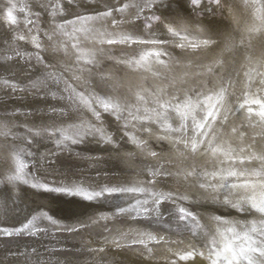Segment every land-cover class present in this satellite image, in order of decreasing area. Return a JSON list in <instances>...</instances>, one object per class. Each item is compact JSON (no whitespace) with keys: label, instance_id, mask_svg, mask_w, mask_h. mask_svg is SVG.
I'll return each instance as SVG.
<instances>
[{"label":"bare ground","instance_id":"1","mask_svg":"<svg viewBox=\"0 0 264 264\" xmlns=\"http://www.w3.org/2000/svg\"><path fill=\"white\" fill-rule=\"evenodd\" d=\"M39 1L41 0H0V201L19 200L28 206L24 221L16 228L36 217L29 229L13 233L18 235L17 238L0 235V264H210L205 243L212 236L219 240L217 230L229 227L227 224H218L211 218L212 215H219L230 221L261 219L259 214L245 216L233 209L205 205L203 201L209 194L199 184L207 179L200 175L201 172L232 166L231 162L221 163L226 160V156L224 153L213 154L212 147L231 150L233 155L247 156L253 152L264 154V123L255 115L249 118L247 113L248 107L258 111L259 106L245 105L244 109L236 111L246 99L259 97L264 100V91H257L261 87L260 81L264 79V0H260L259 4H254L253 0H220L223 8L215 16L206 9L211 8L216 12L217 6L203 0L197 8L205 11L203 16L185 11L183 18L174 27H187L192 33L200 32L202 36L211 33L212 39L217 40V44L212 47L197 50L177 48L175 45L180 41L160 35L161 30L156 23L151 30L145 27L143 17L157 9H145L134 22L133 17L138 13L135 7H129L122 13L112 8L111 17L87 20L77 19V16L95 17L98 12H104L111 6H105L104 9L100 7L102 9L98 8L96 11H82L85 3L95 0H74L68 6L71 13L59 17L58 13L66 9L64 3L67 0ZM100 1L121 2L117 8L135 2ZM57 4L59 8L56 7ZM185 8L192 9L187 0ZM8 10L17 18L16 25L7 23ZM159 10L163 13L162 18L168 17L171 11L163 8ZM258 16L261 18L258 19ZM113 19L123 22L114 25ZM30 20L34 21L35 29L28 23ZM58 25L62 27L58 28ZM152 31L160 39H168L169 43L142 44L126 40L129 35L132 40L154 39L156 37L150 35ZM65 32L69 35H65ZM4 34L10 41H5L2 37ZM21 35L25 37L24 40L19 39ZM49 36L52 37L51 40ZM107 39L124 42L108 44ZM102 40L105 42L102 43ZM37 44L40 45L39 48L36 47ZM73 44L77 47H72ZM17 48L25 49L22 62L27 65L34 61L43 64L46 57L52 61L50 65H43L46 66V72L39 81L38 92L30 89L31 85L28 83H16L10 77L22 68L20 58L23 56L16 57ZM161 50L168 53L159 58L164 64L159 63L152 55L141 61L142 67L135 63L146 53ZM93 57L95 67L87 63ZM217 61L223 63L215 66ZM61 63L70 66H63ZM209 67H214V71L208 72ZM1 72L4 73L3 77ZM101 75L106 79L100 80ZM73 76H77L78 83L71 78ZM225 84L227 93L221 115L215 122L209 120V135L204 138L205 144L196 153L185 150L183 145L174 147L171 138L159 140L158 137L164 135L160 128L148 123L141 124L138 120L133 121L128 114L131 112L137 117L151 115L145 109L158 108L155 103L157 100L175 103L171 99L173 96L183 98L185 93L193 89L208 95L217 92ZM9 85H14L15 89ZM5 90L12 96L7 95ZM73 90L76 93L83 92L89 99L94 96L105 100L110 98L125 109L122 119L117 121L114 116L104 112L99 104L92 105L101 112L103 127L112 136V143L100 142L98 137L84 135L89 121L96 123L97 127L100 122L95 121L89 111L83 108L77 110V102L69 99ZM14 91H18L17 94L21 96L14 94ZM245 93L248 95L245 96ZM215 98L214 96L213 99ZM225 112H228V120L222 125L221 119ZM169 117L173 126H177L179 118L176 114L170 111ZM125 120L130 121L126 130L129 136L135 133L139 139L147 141L142 149L131 144L128 136L124 135L122 125ZM53 125L60 129L59 133L51 135L50 131H44L46 128L51 130ZM144 127H151V133H143ZM233 128L237 131L233 132ZM76 129L81 131L79 137L74 135ZM36 132H40L38 138L42 140H60L62 143L57 148L62 153L58 151L44 156L39 149L31 148L28 144L17 145L14 147L15 152L11 147L5 146L8 137L24 139ZM241 133L244 135L241 136ZM192 135L189 131L188 138ZM77 139L83 140V143H72V140ZM209 140L212 141L211 146L208 144ZM241 148L245 149L242 153ZM152 151L158 155L150 156ZM19 163L27 165L23 170L22 180L9 182L8 176L15 175L14 170ZM161 164L163 171L174 175L163 180L157 178L155 183L149 184L151 177L145 171L146 166ZM257 164L258 162H253V166ZM248 166L247 162L245 165H235L237 168ZM193 169L197 174L187 176ZM234 180L235 178H229V183ZM37 182L47 183L50 187L82 184L93 190H99L103 186H142L147 191L114 192L94 201H86L32 188L31 185ZM212 182L218 183L219 180ZM228 191L232 193L231 189ZM161 193L164 196L172 193L174 198L166 200L150 213L144 212L145 207L151 209L154 194ZM247 194L250 191L246 193L239 189L230 198L235 200L238 195ZM220 195L222 198L223 193ZM181 196H188L190 199L182 201ZM144 201H148V204L145 205ZM193 201L200 203L194 204ZM176 206L193 211L199 224L211 235L201 239L191 232H183V227L180 230L178 227L174 228L176 223L167 219L172 218L171 211ZM121 207L128 212L118 214L117 210ZM4 208L0 205V221L16 216L6 213ZM42 213L51 215L59 224L52 225L44 219ZM102 216L107 219L100 218ZM92 221L97 222L91 223ZM3 228L14 229L6 226ZM68 228L74 230L68 231ZM140 233H151L157 240L161 236L165 239L156 243ZM117 238L122 245L120 248L113 242ZM136 239H143L145 243L133 245L132 241ZM98 249L104 251H92ZM193 249L204 252L205 255H196L189 260L179 258Z\"/></svg>","mask_w":264,"mask_h":264},{"label":"snow or ice","instance_id":"2","mask_svg":"<svg viewBox=\"0 0 264 264\" xmlns=\"http://www.w3.org/2000/svg\"><path fill=\"white\" fill-rule=\"evenodd\" d=\"M260 0H253L254 4H259ZM69 4L74 3V0H68ZM187 3L192 6V9L185 8V0H135L134 3L123 4L121 7L116 8L115 11L122 13L129 7H135L138 9V13L133 17V22L140 18V14L144 12L145 9H159L163 8L165 10L171 9L169 12V16L162 19L161 15H156L153 12V15L150 18V21L145 24V27L148 29L153 28V23H156L161 32L160 35L171 37L178 39L180 42L175 46L180 49L191 48L192 50H197L200 48H210L213 45L217 44V40L212 39L211 33L207 36H202L200 32L192 33L187 27L176 28V25L184 15L185 11H190V14L194 12L195 9L199 8L202 3V0H187ZM207 3L213 4L217 6V12H213L211 8L206 9V11L215 16L220 10H222L223 5H221L220 0H207ZM56 7H60L59 4ZM113 13L112 8H108L104 12H98L95 17L86 16L80 17L77 16V19H99L103 17H111ZM196 15L203 16V12L195 13ZM258 19L261 17H257ZM7 23L10 25H16L18 23L17 18L14 16L11 10L6 12ZM123 20L117 21L115 19L112 20V24L122 23ZM29 24L34 23V21H28ZM68 23H71L70 21ZM58 28L62 27V25H58ZM31 30V29H30ZM250 31H256V29H250ZM65 35H69V33L65 32ZM150 35L156 37L150 40H132V37L129 35L126 37L128 42L133 43H142V44H158V45H167L169 43L168 39H160L157 37L155 31L150 32ZM50 40L51 36L48 37ZM20 40H24V36H19ZM104 43L105 41H101ZM124 41H117L114 39H107L106 43L115 44L121 43ZM243 43V41H241ZM37 48L40 47L39 44L36 45ZM72 47L76 48L77 45L73 44ZM102 51V50H101ZM148 55L155 56L157 61L161 64H164L163 60L159 58L161 56H167L168 53L166 51H154L150 53H146L144 56H141L140 60H136L135 63L139 66H143L141 61L146 59ZM79 59V58H78ZM93 60L88 61L87 63L95 67ZM223 62L217 61L215 66H220ZM214 66V67H215ZM214 67H209L207 69L208 72H213ZM90 70V69H88ZM258 75H260L258 73ZM106 77L103 75L100 76V80H105ZM252 79L251 77L249 78ZM7 83V82H6ZM261 87L257 89V91H264V79L260 81ZM15 89L14 85H9ZM33 88L36 87L35 84L32 85ZM227 93V84L221 87L217 92L210 93L208 95H203L200 91L190 90V92L185 93L183 98L173 96L171 99L175 101V103L164 101L161 102L159 100L155 101L158 108L154 107L152 109H145L146 112H151V115L145 116H134L131 112L128 114L131 116L133 121L138 120L141 124L148 123L149 125H155L160 128L164 135L158 137L159 140H166L171 138L173 142V146L183 145L185 150L191 151L192 153H196L200 146L205 144V137L209 135V131L211 129V124H209V120L215 122L217 118L221 115V109L223 107V101L225 99V94ZM248 94L245 93V96ZM255 95V94H253ZM216 97L215 100L213 97ZM143 99V97H139ZM70 100H75L78 104V109L81 108L89 111L94 117L95 121L100 122V126L97 127L96 123L89 121L88 125L85 126L84 135L98 137L100 142L104 143H112V136L107 133V130L103 127V122L101 120V112L97 111L92 105L99 104L100 108L114 116L117 121L121 120L123 117V113L125 109L121 108V106L111 101V99L105 100L100 96H94L89 99L85 97L83 92L76 93L73 90L72 95L69 97ZM258 105L259 110H254L252 107L247 108V113L249 118L252 115H255L259 118V121L264 123V100L259 97L254 99H246L244 103L239 104L236 111L245 108V105ZM159 109V110H158ZM55 111V109L53 110ZM174 112L176 116L179 118L177 126H173L170 122L169 112ZM228 111H231L229 109ZM63 110L61 111V115H63ZM202 114V115H201ZM232 114H235L234 112ZM199 117V118H198ZM228 120V112H225L221 119V124L223 125ZM130 121L125 120V123L122 125V129L124 130V135L128 136L129 142L134 144L137 148H143L146 146L147 141L139 139L132 133L130 136L126 131L129 127ZM135 127V125H133ZM207 129V130H206ZM44 131L49 132L51 135H55L60 132L59 128H56L54 125L51 126V130L46 128ZM143 133L150 134L151 127H144L142 129ZM191 131L193 133L191 138H188V133ZM233 132L237 131V129L233 128ZM4 135H7L5 133ZM34 135L39 136L40 132L34 133ZM74 135L79 137L81 135V131L76 129L74 130ZM244 133H241L243 136ZM68 139V137H65ZM59 146L62 142L60 140L56 141ZM72 143H83V140H72ZM209 146H211L212 141H208ZM250 147V146H246ZM206 151L208 149H205ZM13 151L15 152V148L13 147ZM211 151L213 154L216 153H224L226 156V160L221 163L231 162L230 167L228 168H218L212 172L204 171L201 172L200 175L206 177L205 182L200 183L199 187L203 189L206 193H208V197L203 201V203L207 206H211L214 208L225 207L229 209L236 210L238 213L244 214L245 216H254L255 214H259L261 219H251V220H236L230 221L224 219L219 215H212V219L215 220L218 224H227L229 227L224 229H218L217 234L220 237L217 240L216 236H212L211 240L205 243V248L207 249V259L210 264H264V154L259 153H251L247 156L244 155H233L231 150L225 151L223 148L217 146L212 147ZM245 149L241 148L240 152H244ZM134 155V154H133ZM150 156L156 157L158 154L155 151L149 153ZM249 165L248 167H240L237 168L235 165H245V163ZM253 162H258L257 165L253 166ZM27 167L25 163H19L15 168V175L8 176V181H19L22 180L23 170ZM163 165L159 166H151L147 165L145 171L147 175L151 177L148 181L149 184L155 183L156 179L159 178L161 180L171 177L174 173L163 171ZM195 169L191 172L187 173V176L196 175ZM187 178V177H185ZM229 178H235L234 182L229 183ZM219 180L218 183H213L212 181ZM23 183L27 184L26 180H23ZM32 188L41 190L47 193H52L61 196L67 197H77L86 201H94L99 199L104 195H112L114 192H143L147 191L144 187H107L103 186L99 190H93L90 187H85L82 184H72L71 186H57L50 187L47 183L37 182L31 185ZM229 189L232 190V193H236L237 190L243 189L246 193L250 191V194L247 195H238L237 199L233 200L230 198L232 193H229ZM221 193H223V197L221 198ZM174 198V194L169 193L167 196H164L163 193L159 195L154 194V199L152 201L151 209L148 207L144 208V212L150 213L151 210L158 208L163 202L166 200H172ZM188 196H181L180 200H189ZM145 205L148 204V201H144ZM192 203H200L198 201H193ZM118 214L124 215L128 212L126 208H118ZM176 216L178 221L184 223L186 225V230L191 232L194 236H197L201 239L206 236H210L211 233L206 231L204 226L199 224L196 214L185 207L176 208ZM44 219L48 220L52 225L59 224V221L54 219L51 215L47 213H42ZM102 219H107V217H100ZM36 217H33L32 220H28L26 223L22 224L19 228H14L12 230H8L6 228L0 227V235L11 236L14 232L19 233L23 232L32 225L33 220ZM191 220L193 224H195V228H193V224H187V221ZM97 221H92L91 223H96ZM86 226V225H81ZM68 231H73V228H68ZM141 236L147 235L149 240L155 241L156 243H160L164 241V237L161 236L159 240L156 239L151 233H140ZM117 248L122 247L119 243V239L113 241ZM145 242L143 239H136L132 241V244H141L143 245ZM146 246V245H145ZM92 251H100L103 252L104 249L92 250ZM151 251V249H149ZM14 255V254H13ZM196 255L203 257L205 255L204 252H199L196 249L187 251L183 255H180L181 260H189Z\"/></svg>","mask_w":264,"mask_h":264},{"label":"rangeland","instance_id":"3","mask_svg":"<svg viewBox=\"0 0 264 264\" xmlns=\"http://www.w3.org/2000/svg\"><path fill=\"white\" fill-rule=\"evenodd\" d=\"M203 1H205V2H207V0H203ZM39 2H41L42 3V0L41 1H39ZM101 3V4H100ZM118 3H121V2H113V3H108V2H102V1H98V0H95V1H88V3H85L84 4V7H82V11H93V10H98V8L99 9H102V8H100V7H103V9H104V7L105 6H111V8H113V9H115V8H117V6L119 5L120 6V4H118ZM65 4V11H63V12H59L58 13V15H59V17H64L65 16V14L66 15H68V14H70L71 13V9H69V7L68 6H70L71 4H69L68 3V0L64 3ZM102 5V6H101ZM92 9V10H91ZM159 9H157V10H152L151 12H148V14L145 16V17H143V21H144V23H148L149 21H150V18H151V16L153 15V12H155V14L156 15H161V16H163V13L159 10ZM194 12L195 13H199V12H205L204 10H198V9H195L194 10ZM217 12V11H216ZM163 19V18H162ZM153 24H155V23H153ZM32 29H35V25L32 23V27H31ZM4 31V30H3ZM3 31H2V33H3ZM7 35H2V37L5 39V41L7 42V41H10V39L8 38V36L6 37ZM16 52H17V58L18 57H21V56H23V54L24 53H26V51H25V49H23V48H17L16 49ZM19 52V53H18ZM22 54V55H21ZM36 58V57H35ZM23 59H24V56L23 57H21L20 58V61H21V67L22 68H20V69H18V72L17 73H12L11 74V78H13V80H14V82L16 81V83H28L29 85H31V86H29L30 87V89H33V91H36V92H38V90H37V87L39 86L40 87V84L39 83H41V82H39L41 79H42V77L44 76V73L46 72V66L44 67L43 65L44 64H46V65H50L51 63H52V61H51V59L49 58V57H46L45 58V62L43 63V64H41V63H39V62H37V61H34V63L32 64H25L24 62H22L23 61ZM24 63V64H23ZM48 63V64H47ZM20 65V64H19ZM27 68H29V69H27ZM27 69V70H26ZM37 69H39V70H37ZM26 70V71H25ZM21 71H22V74H21ZM40 72H41V74H40ZM1 73H3V72H1ZM28 73V74H27ZM19 74H21V75H19ZM35 74H38V75H35ZM40 74V75H39ZM1 76L3 77L4 76V73L3 74H1ZM6 76H8V75H6ZM23 76H24V78H23ZM35 76V77H34ZM39 76V77H38ZM86 77V79H87V76H85ZM26 78V79H25ZM73 80H74V82H77L78 83V78H77V76H73V77H71ZM28 79V80H27ZM82 80V79H81ZM86 82H87V80H86ZM33 84H35L36 85V87L35 88H33L32 87V85ZM6 91V90H5ZM7 92V95H9V96H12V94L10 93H8V90L6 91ZM14 94H16L17 96H21V94L20 95H18L17 93H18V91H14L13 92ZM13 94V95H14ZM32 136V137H31ZM31 136H27V137H25L24 139L23 138H20V139H17L16 137L14 138V137H8V139H7V142L5 143V146L7 147V146H9V147H11L12 149H13V147H16L17 145L19 146V145H21V144H28L31 148H34V149H39L40 150V153L42 154V155H46L47 156V154L49 155V154H51L52 152H61L60 151V149L59 148H57V147H59V146H55L57 143L56 142H53V141H45L44 139L42 140V138L40 139V138H38V136H34V135H31ZM25 140V141H24ZM23 141V142H22ZM19 142V143H18ZM45 142V143H44ZM34 145V146H33ZM54 147V148H53ZM57 148V150H55ZM53 149V150H52ZM48 151V152H47ZM63 152H65V151H63ZM62 153V152H61ZM12 201H14V200H8V201H2V203H1V201H0V205L1 206H3V207H5L4 208V210H5V212L6 213H11V214H16V216H12V218L11 219H3V220H1L0 221V227H10V228H12V227H14V228H16V227H18L19 226V224H21L22 223V221H24L23 219H25V216H26V214H25V212H27V209H28V206H26V205H24L22 202H20L19 200L18 201H14V203L12 202ZM5 202H7V203H5ZM18 206V207H17ZM17 207V208H16ZM175 208V210H176V208H178L177 206L176 207H174ZM17 211H16V210ZM19 210V211H18ZM174 209H172V211H171V214H172V218H169V219H167V220H171L172 221V223L173 224H175L173 227L174 228H176L177 229V227L179 228L178 230H180L182 227L184 228L182 231L183 232H185V231H187L186 230V225L184 224V223H182V222H180V221H178V219H177V216H176V211H175ZM13 211V212H12ZM19 212H20V214H19ZM23 213H24V216H23ZM175 216H174V215ZM174 216V217H173ZM175 219H177V220H175ZM180 223V224H179ZM193 224V222L191 221V220H188L187 221V224ZM184 224V225H183ZM14 225V226H13ZM178 225V226H177ZM194 225V224H193ZM16 226V227H15ZM179 226H181V227H179ZM187 232H189V231H187ZM17 234H13V235H11V236H9L10 238H12L13 237V239L14 238H17Z\"/></svg>","mask_w":264,"mask_h":264},{"label":"water","instance_id":"4","mask_svg":"<svg viewBox=\"0 0 264 264\" xmlns=\"http://www.w3.org/2000/svg\"><path fill=\"white\" fill-rule=\"evenodd\" d=\"M63 66H65V65H67V66H70V65H68V64H65V63H61Z\"/></svg>","mask_w":264,"mask_h":264}]
</instances>
